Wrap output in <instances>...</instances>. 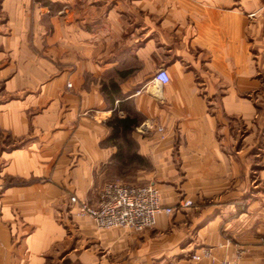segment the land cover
I'll use <instances>...</instances> for the list:
<instances>
[{
    "label": "crops",
    "instance_id": "1",
    "mask_svg": "<svg viewBox=\"0 0 264 264\" xmlns=\"http://www.w3.org/2000/svg\"><path fill=\"white\" fill-rule=\"evenodd\" d=\"M53 1L0 0V264H264V0ZM129 164L194 206L98 228Z\"/></svg>",
    "mask_w": 264,
    "mask_h": 264
},
{
    "label": "built area",
    "instance_id": "2",
    "mask_svg": "<svg viewBox=\"0 0 264 264\" xmlns=\"http://www.w3.org/2000/svg\"><path fill=\"white\" fill-rule=\"evenodd\" d=\"M170 79L165 68L158 69L153 77L161 85L168 83ZM67 85L71 87L73 83L68 81ZM70 200L78 206L81 215L91 218L100 229L126 228L133 231L155 226L161 213L171 215L194 204L192 199L184 198L177 204L165 205L156 184L122 181L106 182L97 204L77 195H72ZM205 254L209 255L210 251L207 250Z\"/></svg>",
    "mask_w": 264,
    "mask_h": 264
},
{
    "label": "trees",
    "instance_id": "3",
    "mask_svg": "<svg viewBox=\"0 0 264 264\" xmlns=\"http://www.w3.org/2000/svg\"><path fill=\"white\" fill-rule=\"evenodd\" d=\"M115 85V82L111 83ZM108 126L111 128V138L114 140L113 142L119 147V158L120 160H126L129 158L133 160L134 158H138L139 161H143L144 157L141 155H134V152H125V145L127 144L129 147L132 146V141L130 139V133L134 129L135 124L134 121L129 118V116L119 118L117 115L107 121Z\"/></svg>",
    "mask_w": 264,
    "mask_h": 264
},
{
    "label": "rangeland",
    "instance_id": "4",
    "mask_svg": "<svg viewBox=\"0 0 264 264\" xmlns=\"http://www.w3.org/2000/svg\"><path fill=\"white\" fill-rule=\"evenodd\" d=\"M44 6L50 10V13L46 12L45 15L42 14V16H44V17H42V18H44L42 20L45 21V24H53L52 16H53V11H54V7H55L54 6V1L53 0H31L32 11L37 9V8L44 7ZM32 16H33V13H32ZM0 20L1 21H5L6 20V16L2 15V13H0ZM138 177H139V172H135L134 171V167L132 165H130V166H128V168H127V170L125 172H120V174H117L116 177H112L109 181H122V182H131V183H145V181H142ZM192 206H194V204Z\"/></svg>",
    "mask_w": 264,
    "mask_h": 264
}]
</instances>
